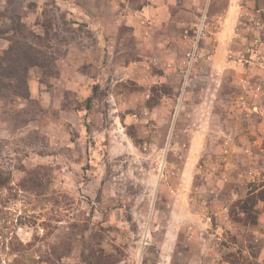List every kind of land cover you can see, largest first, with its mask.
<instances>
[{
	"label": "rangeland",
	"instance_id": "374dc122",
	"mask_svg": "<svg viewBox=\"0 0 264 264\" xmlns=\"http://www.w3.org/2000/svg\"><path fill=\"white\" fill-rule=\"evenodd\" d=\"M201 9L0 0V264H264L257 25L221 68L204 43L185 85Z\"/></svg>",
	"mask_w": 264,
	"mask_h": 264
},
{
	"label": "crops",
	"instance_id": "0c3cea01",
	"mask_svg": "<svg viewBox=\"0 0 264 264\" xmlns=\"http://www.w3.org/2000/svg\"><path fill=\"white\" fill-rule=\"evenodd\" d=\"M217 16L221 19L222 24L218 30L209 37L203 50L212 60L213 70L223 66L228 61V57H239L242 48L245 49L246 30L249 29L251 19H256L259 25L256 27V34L259 36L260 45L256 47L252 58L247 54L246 61L249 68L254 72H264V0H227ZM254 38L251 40L253 42ZM235 54V55H232ZM260 56V57H259ZM254 57V58H253ZM259 57V58H258ZM222 61V62H220ZM236 61V60H232ZM240 62V61H239ZM242 62V61H241ZM240 62V63H241ZM242 64V63H241ZM249 70V69H248ZM200 133L199 130L194 132Z\"/></svg>",
	"mask_w": 264,
	"mask_h": 264
},
{
	"label": "built area",
	"instance_id": "2783aa9c",
	"mask_svg": "<svg viewBox=\"0 0 264 264\" xmlns=\"http://www.w3.org/2000/svg\"><path fill=\"white\" fill-rule=\"evenodd\" d=\"M216 0H202V9L197 16L196 21L193 22L189 29H185L184 38L186 41V50L184 55V84L187 85L189 80L192 79L194 70L200 61V53L205 41L214 34L222 21L219 17L211 16V8ZM251 23L259 25L256 19H251ZM249 24V23H248ZM249 29L252 30L249 24ZM254 46L249 48L250 52L255 51V45L260 44L259 36L255 33Z\"/></svg>",
	"mask_w": 264,
	"mask_h": 264
},
{
	"label": "trees",
	"instance_id": "16d2710c",
	"mask_svg": "<svg viewBox=\"0 0 264 264\" xmlns=\"http://www.w3.org/2000/svg\"><path fill=\"white\" fill-rule=\"evenodd\" d=\"M15 44H13V46H11V51H14V54L18 59H20V57L22 56L23 59L25 60V63L23 64L24 69L27 68V66H33V65H37L39 61H37L36 58L32 57V55L29 53V48L26 47V44L24 42L21 41L20 38H15ZM25 57L27 59H25ZM20 63V62H19ZM16 66H11L10 68L7 67L6 70H1L0 68V73L2 75H4L6 78H12V76H15L18 74L17 69H15ZM23 78L20 76V79ZM260 199H262L264 201V191H262ZM245 212H247L246 210L248 209V206H244ZM251 222H257L256 219H252Z\"/></svg>",
	"mask_w": 264,
	"mask_h": 264
}]
</instances>
